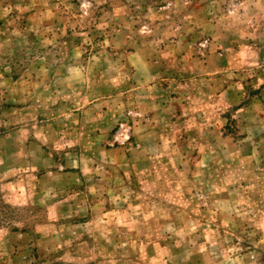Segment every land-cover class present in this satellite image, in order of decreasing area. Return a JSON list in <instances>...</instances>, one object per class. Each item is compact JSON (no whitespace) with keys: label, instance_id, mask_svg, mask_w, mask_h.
Listing matches in <instances>:
<instances>
[{"label":"rangeland","instance_id":"obj_1","mask_svg":"<svg viewBox=\"0 0 264 264\" xmlns=\"http://www.w3.org/2000/svg\"><path fill=\"white\" fill-rule=\"evenodd\" d=\"M0 264H264V0H0Z\"/></svg>","mask_w":264,"mask_h":264},{"label":"crops","instance_id":"obj_2","mask_svg":"<svg viewBox=\"0 0 264 264\" xmlns=\"http://www.w3.org/2000/svg\"><path fill=\"white\" fill-rule=\"evenodd\" d=\"M13 170H16V167L15 166H10Z\"/></svg>","mask_w":264,"mask_h":264}]
</instances>
